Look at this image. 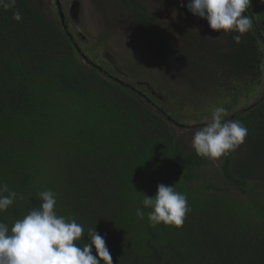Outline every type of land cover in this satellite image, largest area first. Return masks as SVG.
<instances>
[{
  "label": "trees",
  "instance_id": "obj_1",
  "mask_svg": "<svg viewBox=\"0 0 264 264\" xmlns=\"http://www.w3.org/2000/svg\"><path fill=\"white\" fill-rule=\"evenodd\" d=\"M119 1L133 12L141 32L133 33L132 59L124 67L145 65V55L159 51L167 68L181 67L184 60L193 69L203 67L188 55L190 49H179L146 0ZM159 2L201 23L204 32L192 50L217 60L229 80V93L214 90L229 97L225 119L248 129L242 145L218 158L219 181L210 176L214 159L198 156L130 86L83 62L66 31L33 1L16 0L22 22L12 18L13 10L0 8V183L23 198L0 212V222L11 227L40 206V191L51 189L57 215L83 225L79 243L96 228L113 264H264V54L256 45L264 31V3L251 0L246 13L254 33L237 44L233 34L214 31L226 40L218 44L207 42L211 28L187 10L188 0ZM100 38L109 39L108 31ZM170 85L178 89L173 78ZM186 85L189 91L196 83ZM161 183L187 196L191 211L180 228L152 227L150 209L143 219L136 214L144 195L154 197ZM233 187L241 196L231 194Z\"/></svg>",
  "mask_w": 264,
  "mask_h": 264
},
{
  "label": "clouds",
  "instance_id": "obj_2",
  "mask_svg": "<svg viewBox=\"0 0 264 264\" xmlns=\"http://www.w3.org/2000/svg\"><path fill=\"white\" fill-rule=\"evenodd\" d=\"M250 5L251 0H188L186 8L192 15L206 20L212 30L223 35L233 34L232 39L239 44L245 34L254 33L253 17L246 14ZM0 8L13 10L12 18L22 22L16 0H0ZM261 37L264 31L256 37L257 49L264 54V38ZM260 69L264 71V60ZM226 115L223 106L215 107L210 122L195 131L191 146L198 156L216 159L245 142L246 126L239 120L225 119ZM18 197L23 198L7 184L0 183V212H6ZM38 198L40 206L15 220L11 227L0 222V264H113L105 236L96 228L88 229L87 241L79 243L84 238V227L74 219L57 215L55 191H40ZM142 205L136 209V214L143 219L144 209H150L147 219L152 227L163 223L180 228L191 211L187 196L176 191L175 185L163 183L158 185L154 197L144 195Z\"/></svg>",
  "mask_w": 264,
  "mask_h": 264
},
{
  "label": "rangeland",
  "instance_id": "obj_3",
  "mask_svg": "<svg viewBox=\"0 0 264 264\" xmlns=\"http://www.w3.org/2000/svg\"><path fill=\"white\" fill-rule=\"evenodd\" d=\"M69 1L70 0H67L66 4L70 6ZM78 1L79 2L76 3L78 5L77 8L81 9L83 26L87 30V36L89 35V37H92L91 42H93L94 39L95 46H100L98 45L99 42L96 39L105 30L108 31V36L110 38L107 42L106 48H109L115 55L120 56L119 64L124 67L126 59H132L133 52L132 50L130 51V47L133 48V33L135 34V32H137V28L133 25L135 23L134 15L132 14L133 12H129V10L126 9L119 0ZM146 1L154 15H156L160 22L165 25L167 31L173 37H175L179 49H190L191 53H188V55H192L195 58V61H197L199 65H203V67L197 66L198 70L193 69L192 64L184 60L182 63H180L182 65L181 67L167 68L165 66L167 65L165 63L166 59L164 58L166 55H162L163 53L159 51L160 53L157 52L155 56H150L149 53L146 54L144 64L147 65L148 68H143L142 65L137 64L135 67H133L134 76L136 77L137 74H144V76H148L149 78L151 77L150 79L152 83L156 82L154 75L157 74L162 75L166 79H175L178 87L176 91H178L179 94L176 95L170 83H166V88L163 95L166 101V106L168 108L170 107L174 113H178L179 116L181 113L178 111L182 110L183 113L192 116L193 118H200L203 120L210 119L212 113L200 110L198 108L200 105L199 103L203 102L209 95L210 98L213 97L212 101H210V99H206L204 103L205 105L208 104L207 106L210 111L213 112L218 103L221 104L220 106L225 108L224 105L229 103V97H225L221 93L218 94V92L214 90L220 91V89H222L229 93V80H227L225 75L221 72L222 69L218 66L219 63H217V60L213 61V59H211L209 56H206L205 59L201 58L200 56L203 55L204 51L199 52L200 50L198 48L196 49L199 51L195 50L194 52L192 50V41L200 42V40L197 38L198 36L196 35L198 33L202 34L204 32V30L201 29V23L197 22L200 25L193 24L195 22L189 21L184 13L178 11L174 7H171L168 2L160 3L159 0ZM35 3L38 4L37 6H42L39 0H36ZM47 15H49L48 12ZM123 21L125 23H122ZM179 23L190 26L193 30L191 35L187 34L186 30H182V27L178 26ZM214 31L215 30L211 29L209 33L205 34L207 42L212 40L211 43L217 42L218 44H226V40L223 38V36H219ZM136 34L140 35L141 32H137ZM193 37H195L196 40H194ZM135 40L139 43V45H143L138 37H136ZM84 44H86V42H84ZM153 64L158 65L161 68V71H158L157 68L153 66ZM209 74L213 75V77H208ZM220 75H223V78H219ZM198 79L200 81H196L195 87L192 85V89L185 91L187 82H192V84H194L195 80ZM172 92L173 94H171ZM210 92L211 94L213 93L214 96H212ZM258 96V93L255 94L254 96L248 98L243 104L250 103ZM226 111L229 113L228 109H226ZM195 115H197V117ZM176 131L181 137L187 139V142L190 141L189 146L192 147L191 141L193 133L184 129H177ZM218 166V158L214 159V161L209 164V169L212 171L210 176L215 181H219V174L216 172L218 170ZM230 192L232 195L241 196L240 190L236 189L235 187L231 188Z\"/></svg>",
  "mask_w": 264,
  "mask_h": 264
},
{
  "label": "flooded vegetation",
  "instance_id": "obj_4",
  "mask_svg": "<svg viewBox=\"0 0 264 264\" xmlns=\"http://www.w3.org/2000/svg\"><path fill=\"white\" fill-rule=\"evenodd\" d=\"M31 1L35 3L36 0ZM39 1L42 5H39V7L46 13V15L48 12L49 15L47 16L54 19L56 24L66 31L72 42L77 46L81 59L84 62L93 63L94 65H96L104 77H117V80H119L122 84L130 86V88L140 96V99L144 101L148 107H150L153 111L158 112V114L164 117L175 129L177 128L191 131L194 135L196 130L204 127L207 123L210 122V119L203 120L200 118H193L192 116L183 113L182 110H177L181 113V115L179 116L178 113H174V111L170 107L168 108L166 106V101L163 95L166 88V82L171 83L170 79H166L162 75L157 74L154 75L156 82L152 83L150 79L151 77L149 78L148 76H144V74H137L135 77L134 68H126L119 64L120 56L115 55L109 48H106L109 39H101V34L96 39L100 43H98V45L100 46H95V40L93 39V42H91L92 37H89V35L87 36L86 34L87 30L83 26L81 9L77 8L78 5L75 2L76 0H70V6L66 4L67 0ZM126 9L131 12L129 8L126 7ZM122 23L125 22L123 21ZM84 42H86V44H84ZM142 66L143 68H148L147 65ZM153 66H155L157 70L160 71L158 66ZM196 81L200 80H195V83ZM163 82L165 83L163 84ZM174 92L176 93V95L179 94V92L176 90H174ZM171 94H173V92ZM211 95L214 96L213 93ZM206 99H210V101H212L213 97L210 98L208 95L205 100ZM204 101L199 103L200 105L198 106V108L200 110L212 113V111L208 109V104L205 105ZM220 105V103L217 104V106ZM245 105L246 104H243L241 106L243 107ZM233 112L234 111H231V113ZM195 116L197 117V115Z\"/></svg>",
  "mask_w": 264,
  "mask_h": 264
},
{
  "label": "water",
  "instance_id": "obj_5",
  "mask_svg": "<svg viewBox=\"0 0 264 264\" xmlns=\"http://www.w3.org/2000/svg\"><path fill=\"white\" fill-rule=\"evenodd\" d=\"M75 2H76V3H78L79 1H78V0H76Z\"/></svg>",
  "mask_w": 264,
  "mask_h": 264
}]
</instances>
